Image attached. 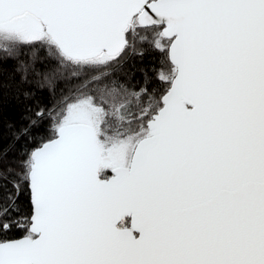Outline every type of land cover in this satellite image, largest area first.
Returning <instances> with one entry per match:
<instances>
[{
    "label": "snow or ice",
    "instance_id": "snow-or-ice-1",
    "mask_svg": "<svg viewBox=\"0 0 264 264\" xmlns=\"http://www.w3.org/2000/svg\"><path fill=\"white\" fill-rule=\"evenodd\" d=\"M137 43L152 87L115 75ZM25 48L72 87L0 167V264H264V0H0Z\"/></svg>",
    "mask_w": 264,
    "mask_h": 264
},
{
    "label": "trees",
    "instance_id": "trees-1",
    "mask_svg": "<svg viewBox=\"0 0 264 264\" xmlns=\"http://www.w3.org/2000/svg\"><path fill=\"white\" fill-rule=\"evenodd\" d=\"M34 50L17 51L11 57L0 52V167H19L26 154L46 137L48 124L34 129L31 137L17 138V132L27 123L25 117L37 108L51 109L59 105L61 97L71 90L70 76H51L52 66L45 51L34 56ZM161 57L149 45L137 43L129 49L122 65L115 69L116 77L130 82L150 79L149 87L156 83ZM157 95L159 93L157 92ZM22 211L30 209L28 195L21 197ZM15 232L9 238L18 239Z\"/></svg>",
    "mask_w": 264,
    "mask_h": 264
},
{
    "label": "rangeland",
    "instance_id": "rangeland-1",
    "mask_svg": "<svg viewBox=\"0 0 264 264\" xmlns=\"http://www.w3.org/2000/svg\"><path fill=\"white\" fill-rule=\"evenodd\" d=\"M141 82V81H140ZM144 81H142L141 83H143ZM131 83H136V82H131ZM110 174V173H109Z\"/></svg>",
    "mask_w": 264,
    "mask_h": 264
},
{
    "label": "water",
    "instance_id": "water-1",
    "mask_svg": "<svg viewBox=\"0 0 264 264\" xmlns=\"http://www.w3.org/2000/svg\"><path fill=\"white\" fill-rule=\"evenodd\" d=\"M22 238V237H21ZM19 239V238H18Z\"/></svg>",
    "mask_w": 264,
    "mask_h": 264
},
{
    "label": "flooded vegetation",
    "instance_id": "flooded-vegetation-1",
    "mask_svg": "<svg viewBox=\"0 0 264 264\" xmlns=\"http://www.w3.org/2000/svg\"><path fill=\"white\" fill-rule=\"evenodd\" d=\"M110 175V174H109Z\"/></svg>",
    "mask_w": 264,
    "mask_h": 264
}]
</instances>
